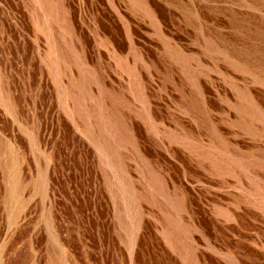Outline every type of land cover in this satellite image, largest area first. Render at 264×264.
Listing matches in <instances>:
<instances>
[{
	"label": "rangeland",
	"instance_id": "rangeland-1",
	"mask_svg": "<svg viewBox=\"0 0 264 264\" xmlns=\"http://www.w3.org/2000/svg\"><path fill=\"white\" fill-rule=\"evenodd\" d=\"M0 264H264V0H0Z\"/></svg>",
	"mask_w": 264,
	"mask_h": 264
}]
</instances>
